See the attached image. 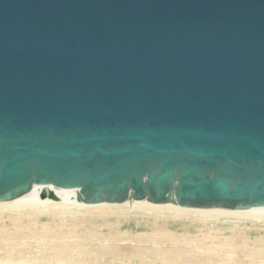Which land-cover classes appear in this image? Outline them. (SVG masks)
I'll use <instances>...</instances> for the list:
<instances>
[{
    "label": "water",
    "instance_id": "95a60500",
    "mask_svg": "<svg viewBox=\"0 0 264 264\" xmlns=\"http://www.w3.org/2000/svg\"><path fill=\"white\" fill-rule=\"evenodd\" d=\"M39 186L263 208L264 0H0V202Z\"/></svg>",
    "mask_w": 264,
    "mask_h": 264
},
{
    "label": "rangeland",
    "instance_id": "374dc122",
    "mask_svg": "<svg viewBox=\"0 0 264 264\" xmlns=\"http://www.w3.org/2000/svg\"><path fill=\"white\" fill-rule=\"evenodd\" d=\"M108 206L111 208L108 212L104 209L106 207L102 206L84 207L85 209L80 213L81 218L77 220L60 217L49 219L45 215L37 217L35 221L32 219L28 223H35L33 231L47 230L45 232L50 234L62 231L71 236L54 235L51 239L38 241V244L42 243L46 247L47 252L43 253H40L42 251L36 247L35 243L32 244L36 247L33 249L30 245L24 246L22 240H17L13 246L14 252L17 251L22 255L24 258L22 261H27L24 264H137V260H141V264H167L168 261L175 260L177 255L184 259L183 264H193L191 263L193 255L203 256L207 264L219 263L228 256L233 257L237 262L247 264L249 263L248 257L243 254L245 251L238 246L244 243L253 246L254 241L264 235L262 224L240 227L244 233L240 236L238 232H235L237 229L230 232V228L215 227L212 229L196 222L170 221V219L155 221L151 218H138L132 214L130 204ZM10 218H17V216L8 213L0 214V221H2L0 227L10 228V224L7 223ZM76 225L78 229H75ZM149 225H157L160 228H147ZM84 234H91L89 237L92 239L84 238ZM167 236L172 237L173 240H166ZM218 244L230 246V249L223 250V252L219 247L217 251ZM57 247L63 250L67 248L65 253L68 257H65L66 259L59 256L56 251ZM104 252L111 255L106 256ZM213 257H220V260H213ZM5 258L7 257L3 251V245L0 244V264H3L2 261ZM10 260L14 263L19 262L17 257L10 258ZM258 264H264V262Z\"/></svg>",
    "mask_w": 264,
    "mask_h": 264
},
{
    "label": "bare ground",
    "instance_id": "6f19581e",
    "mask_svg": "<svg viewBox=\"0 0 264 264\" xmlns=\"http://www.w3.org/2000/svg\"><path fill=\"white\" fill-rule=\"evenodd\" d=\"M42 194L46 196L45 200L41 199ZM129 204H130V209L132 210V214L137 216L138 218H142V219L151 218L155 221L159 219L161 220L170 219V221L171 220H175V221L181 220V221H189L190 223L196 222L197 224H202L204 226L207 225L211 227L212 229H214L215 227H220V228H225V229L230 228L229 229L230 232L234 229H237L235 232H238L240 236L241 234H244L240 230V227L249 226L251 224L264 225V207L263 208H253L250 210H243V211H233V210L228 211L227 209L200 210V209L180 208L178 206L171 205V204L153 205V204L148 203L147 201L136 202L131 199L128 200L126 203L114 204L113 206H123V205H129ZM108 205L112 206V204H100V205H93V206L84 205L78 201L77 191L59 189L53 186L35 187L29 194L21 198H18L10 202H0V214L8 213V214H11L12 216H17V218H10L7 221V223L10 224L11 226L10 228L0 227V244L3 245V251L5 253V256L7 257L5 258V260L2 261V263L3 264H24L25 262H27V261H22L24 258L19 252L17 251L14 252L15 250L13 249V246L17 240H22L24 242V246L30 245V247L33 249L36 247L40 248L42 251L40 253H43V252H47L45 251L46 247L42 243L38 244V241H44L46 239H51V237L54 235H58L62 237L71 236V234L66 235L64 232L62 233V231H59L58 233H55V234H50L48 232H45L47 230L45 231L34 230L33 231V226L35 225V223L34 222L28 223L30 220L34 219L35 221L37 217L43 216V215L48 216L49 219L60 217V218H70L72 220H77L78 218H81L80 213L85 209L84 207L102 206L103 208L106 207L104 209H106V211L108 212L111 210V208H109ZM1 222L2 221H0V223ZM147 228L156 229L160 227L157 225H149ZM75 229H78L77 225L75 226ZM89 235L91 234H84V238L88 237V239H92L91 237H89ZM167 239L168 241L173 240V238L170 236H167L166 240ZM232 240H235V239H232ZM244 241L246 242V240ZM34 243L36 247L32 245ZM58 247L56 249L57 253L59 254V256H63V258L66 259L65 257H68L65 253V251H67V248L65 247V249L63 250V249H59ZM219 247L221 251L230 249V246H226L225 244H218L217 248L215 247L216 250ZM238 248H242L245 251L243 252V254L246 255V257H248V260H249L248 261L249 263L247 264H258V263L264 262V235L258 238L257 240H255L253 243V246H249L244 243L241 246H238ZM104 255L107 256L111 254L104 252ZM207 255H209V253ZM14 257H17L19 259V262L14 263L13 261L10 260V258H14ZM220 257L218 258L213 257L212 259L219 261ZM183 260H184L183 258H180V256L177 255L175 260L168 261L167 264H183ZM205 260H204V257L201 255H198V256L193 255L191 257V263L193 264H199V263L207 264L205 263ZM136 263L141 264L142 261L137 260ZM215 264H246V263H243L240 261L237 262L233 259V257L228 256L227 258L222 259L219 263H215Z\"/></svg>",
    "mask_w": 264,
    "mask_h": 264
}]
</instances>
